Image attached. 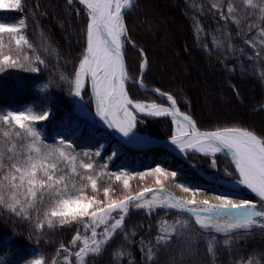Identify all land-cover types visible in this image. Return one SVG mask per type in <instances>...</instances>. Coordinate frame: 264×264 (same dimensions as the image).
<instances>
[{
    "label": "trees",
    "instance_id": "1",
    "mask_svg": "<svg viewBox=\"0 0 264 264\" xmlns=\"http://www.w3.org/2000/svg\"><path fill=\"white\" fill-rule=\"evenodd\" d=\"M253 5L245 4L244 0H136L124 16L127 30L123 39L124 55L130 76L148 87L173 95L180 111L190 115L199 130L214 131L235 126L264 136V45L261 44L264 13L260 11L264 0H253ZM229 6L233 8L232 12L228 11ZM20 19L25 20L21 32L0 33V52L18 59L22 65H0L4 67L0 72V115H6L9 110H26V106H30L35 115L50 111L48 119L31 124L40 132L44 143L61 147L77 157L76 174L72 172L71 164L59 165L62 169L59 174L66 176L59 187L65 189L66 185L68 195L77 194L81 199L94 196L101 202L100 206L112 199L133 196L145 188L153 190L147 193L145 199L148 200L164 192L173 200L185 203L192 199L197 202L207 199L209 203L218 204L215 195H225L236 201H257L243 191L232 193L205 181L189 164L168 151L153 149L136 153L125 149L105 131L73 115V73L85 48L88 22L85 11L77 2L22 0L21 10L0 9V23L15 25ZM20 34L25 35L31 47L21 45L17 48L11 36ZM24 55L29 59L25 60ZM37 56L45 63L39 64L35 59ZM192 59L202 70L199 75L214 84L203 81L202 90L196 87L195 82L200 76L197 70L190 69ZM36 66L40 71L32 72L31 67ZM45 84L47 89H44ZM128 91L135 101L167 104L135 85L129 86ZM83 98L91 108L88 88ZM204 100L209 103L210 111L203 108ZM255 108L259 109L255 111ZM137 130L163 139L172 136L173 126L169 118H140ZM15 131H19L18 126H7L0 121V164L3 165L0 181L12 162L27 155L30 140H21L15 136ZM5 132L9 135L5 136ZM61 137L72 142L73 147L68 149L66 145H60ZM102 144L106 148L100 157H96L95 152ZM113 150L119 155L108 161ZM85 152H89L90 157H85ZM215 161L213 167L208 157L188 155V162L197 169L225 178L227 170L234 178L225 158L216 157ZM85 162L93 163L94 168L80 167ZM105 163L107 169L103 167ZM156 167L175 171L177 176L164 177L152 172ZM141 173L145 175L141 177ZM88 175L96 180V190L86 178ZM116 175H121V179L116 180ZM82 176L85 178L81 179ZM125 179L129 184L127 189ZM4 183L7 185L6 181ZM189 185L201 194L194 197L191 192L185 193L182 186ZM105 188L109 189L107 198ZM0 194L5 200L0 203V264H31L36 259H40L41 264H80L72 253L83 247L82 240L77 246L71 241L77 231L82 239L85 235L90 237L91 231H86L79 220L67 218L70 222L60 225L58 218H52L53 226L48 227L45 212L50 215L55 206L54 199L45 198L36 207L28 209L27 215L17 216L7 206L13 203L11 188L0 190ZM17 198L23 200L24 197ZM113 215L118 218L120 213ZM38 223L43 227L37 228ZM164 224H174L176 230L170 240L158 243L157 237L166 235ZM103 227L97 230L101 231ZM213 236L214 241L211 240ZM210 241L213 253L208 251ZM61 245L68 251L65 252ZM149 249L151 260L147 259ZM84 264H264V228L254 227L232 234L205 233L195 224L192 215L165 210L149 212L132 207L123 228L102 245L99 254L86 256Z\"/></svg>",
    "mask_w": 264,
    "mask_h": 264
},
{
    "label": "snow or ice",
    "instance_id": "2",
    "mask_svg": "<svg viewBox=\"0 0 264 264\" xmlns=\"http://www.w3.org/2000/svg\"><path fill=\"white\" fill-rule=\"evenodd\" d=\"M73 0H68L71 4ZM247 5H253V0H244ZM87 10L88 22L86 25V47L82 51V58L78 66L75 67L73 95L83 99V91L87 88V80L91 81L92 92L95 97L96 116L109 128L115 129L126 138L125 143L136 148L148 146L149 139L138 135L133 131L136 117L130 111V107L136 112H147L151 116H171L176 125V131L171 136V144L175 145L181 153L187 151L202 152L204 155L215 157L217 153L225 152L230 154L234 162L235 170L238 173L239 185L250 189L259 198L253 202L249 200L230 199L225 195H215L214 199L218 204H210L207 199L197 202L195 199L186 203L179 200H173L167 195L153 196L151 200L145 199V193H151V188H145L133 196H126L124 199H112L109 203L101 205L96 197H87L81 199L77 194L68 195L65 189L59 186L65 182L66 176L59 174L62 169L61 163L71 164L72 172L77 173L75 155L67 152L65 149L44 143L41 134L31 122L44 121L50 117V111H44L42 115H34L31 110H9L6 115H0V121L7 126H18L19 131H15V136L21 140L28 139L27 155L23 159L15 160L9 166L8 172L0 181V190L10 187L13 191V203L7 206L16 213L17 216L27 215L28 209L36 207L38 202L45 198L55 200V206L52 207L50 215L45 212L48 227L53 226V219L58 218L59 224L64 225L71 221L81 222L83 228L91 231V236L85 235L82 239L79 231L73 236L71 244L77 246L78 242L83 243V247L75 252V257L84 264L85 257L89 254H99L102 245H106L124 226V221L128 215L129 209L144 208L149 212L156 208H170L178 211L187 212L194 216L195 224L199 226L202 232L214 231L216 233L232 234L238 231H250L254 227L264 228V136H258L253 131L242 127H224L214 131L201 132L190 115L182 114L176 109V100L173 95L161 92L160 95L167 96L170 107H161L155 103L144 104L134 102L129 98L125 91V81L127 75L122 54V48L125 41L127 30L124 24V16L132 6L133 0H79ZM217 5H213L216 7ZM255 7V5H253ZM22 0H0V9L21 10ZM229 12L233 8L229 6ZM264 13V7L260 8ZM223 18V17H222ZM25 26V20L20 19L18 24L8 25L0 23V33H19ZM264 31V29H262ZM15 45L19 48L21 45L31 47L25 35H12ZM0 65L6 67L22 66L18 59H12L9 54L0 52ZM24 59L29 57L24 55ZM39 64L45 61L40 57H35ZM27 70V69H26ZM32 72L40 71L38 66L31 67ZM143 70V65H142ZM4 67H0V72ZM48 85H44L47 89ZM159 92V89L156 90ZM74 111L84 118L90 113L86 106L79 101L74 106ZM5 136L9 133L5 132ZM60 145H66L68 149L73 147L72 142L61 137ZM105 145H100V150L95 152L96 157H100ZM11 151V149H9ZM89 152H85V157H90ZM119 152L113 150L107 157L111 161ZM13 160V157H9ZM216 161L212 160V166L215 167ZM0 167H3L0 164ZM80 167L86 170H92L94 164L91 162L81 163ZM104 169L108 164L103 165ZM152 172L161 176H177V172H168L161 167H156ZM42 174V175H41ZM149 175L151 174L148 173ZM226 174L231 175L226 170ZM141 177L145 174L141 173ZM85 177H81L84 179ZM91 181L93 190L97 188V182L91 175L86 177ZM116 180L121 179V175H116ZM7 182L5 185L4 182ZM159 184L160 181L157 180ZM124 187H129L128 180H124ZM185 193L191 192L195 197L200 195V190L189 186H182ZM82 191L81 190H77ZM23 196V200L17 198ZM104 196H109V189H104ZM140 201H143L142 203ZM0 203H5L4 196L0 194ZM120 213L118 218L113 213ZM179 223V221H177ZM187 224V222H185ZM103 225V231L97 229ZM37 228L43 227L42 223L36 225ZM164 233L157 237V242H167L175 232V225L164 224ZM171 229V231H169ZM213 236L211 240H215ZM228 241H225L227 243ZM61 248L67 252L68 248L61 245ZM209 253H213L211 241L208 243ZM67 259V257H66ZM152 259L151 249L147 256ZM31 264H41L40 259H36Z\"/></svg>",
    "mask_w": 264,
    "mask_h": 264
},
{
    "label": "water",
    "instance_id": "3",
    "mask_svg": "<svg viewBox=\"0 0 264 264\" xmlns=\"http://www.w3.org/2000/svg\"><path fill=\"white\" fill-rule=\"evenodd\" d=\"M76 1L79 2V0H76ZM134 1L135 0H133V3H134ZM122 54H123V50H122ZM123 59H124V64H125V72H126V75H127V79L125 81V91H127V86L129 84H131L132 82H131V80L129 78V75H128V68H127V64H126L125 58H124V54H123ZM95 108H96V105H95ZM102 123L103 122L97 116V125H95V127L104 129V131H106L113 139H115L119 144H121L125 148H128L129 150L136 151V152H144V151H147V150H150V149H156V148L157 149L168 150V151H172V149H176V146L171 144V138L170 139H165V140H156V139H152V138H150L148 136H144V137L149 139L148 146H146L144 148L133 147L132 145L125 143L126 139L122 136V134L117 132L115 129L109 128L107 125L106 126L102 125ZM201 132H205V131H201ZM224 156L230 161V163L232 165V168H233V170H234V172H235V174L237 176V179H238L239 176H238V173L235 170V165H234V162H232L231 155L230 154H225ZM210 181L216 182L214 180H210ZM217 183H220V182H217ZM220 184H222L224 186L227 185L225 182H222ZM243 187L247 190L248 193H250L255 198L259 199L257 197V195L255 193H253L250 189H247L245 186H243Z\"/></svg>",
    "mask_w": 264,
    "mask_h": 264
},
{
    "label": "bare ground",
    "instance_id": "4",
    "mask_svg": "<svg viewBox=\"0 0 264 264\" xmlns=\"http://www.w3.org/2000/svg\"><path fill=\"white\" fill-rule=\"evenodd\" d=\"M190 35H193V33L190 32ZM88 82H89V84H91V81H90V80H87V83H88ZM145 91L151 92V93H153V94L156 93L155 90H153L152 88H148V89L145 90ZM92 95H93V99H94V101H95L94 94L92 93ZM77 101H79L80 103H82L80 97H75V96H74V98H73V104H72L73 111H74V106H75V104H76ZM176 109H178L177 106H176ZM133 110L135 111V109H133ZM74 112H75V111H74ZM135 112H136V111H135ZM75 113H76V112H75ZM132 113H133V111H132ZM136 113H139V114H141V115H143V116H145V117H148V118L162 117V116H151V115H148L146 111H145V112H136ZM76 114H77V113H76ZM133 115H134V114H133ZM171 118H172V117H171ZM172 121H173V118H172ZM173 125H174V127H175V129H176V125H175L174 123H173ZM133 131L135 132L134 129H133ZM135 133H136V132H135ZM125 139H126V138H125ZM173 151H174V153H176V154H178V155H181V156H183V157H186V156H187L186 153H188V152H196V151H187L186 153H181V152L179 151L178 148L173 149ZM196 153H202V152H196ZM222 153H224V152H222ZM202 154H203V153H202ZM217 154H218V153H217ZM226 184H227V185H226V186H223V188H225L226 190H228L229 192H232V193H240V191L243 189V186H242V185H239L236 181H234V182H227ZM164 210H165V211H168V212H175V213H181V214H189V213H187V212L178 211V210H176V209H170V208H165ZM189 215H190V214H189Z\"/></svg>",
    "mask_w": 264,
    "mask_h": 264
},
{
    "label": "rangeland",
    "instance_id": "5",
    "mask_svg": "<svg viewBox=\"0 0 264 264\" xmlns=\"http://www.w3.org/2000/svg\"><path fill=\"white\" fill-rule=\"evenodd\" d=\"M144 28H146V27H144ZM148 29V28H147ZM144 30V29H143ZM263 35V36H262ZM261 35V44L262 45H264V34H262ZM198 66V64L196 63V61L194 60V59H192L191 61H190V69L191 70H197V73H198V75H199V73L201 74V71L202 70H200V68L199 67H197ZM200 77L198 78V82H195V85H196V87L198 86L200 89H201V87L203 86V81L204 82H207V83H213L214 84V82H211V80L209 79L208 80V78H203V77H201V75H199ZM204 79V80H203ZM202 90V89H201ZM220 98H221V96H220ZM221 100H222V98H221ZM210 102L212 101V99H210L209 100ZM225 101H227V100H225ZM81 102H82V104H84V102H83V100H81ZM209 103L206 101L205 102V100H204V102H202V106H203V108L205 109V110H207V111H210V108H209V105H208ZM85 105V104H84ZM86 106V105H85ZM27 107V109L29 110H31V112H32V114H34L35 115V113L32 111V109H31V107L30 106H26ZM87 108V107H86ZM87 110H88V112L90 113V115H88L87 116V118H85L86 120H88V121H94L95 120V114L96 113H94V111H92V110H89L88 108H87ZM84 118V117H83ZM136 123H137V120H136ZM175 131H176V129H175ZM231 178L232 177H230V175H228L227 176V179H229V180H231ZM102 226V225H101ZM100 226V227H101ZM99 227V228H100ZM77 262H78V260H77Z\"/></svg>",
    "mask_w": 264,
    "mask_h": 264
}]
</instances>
